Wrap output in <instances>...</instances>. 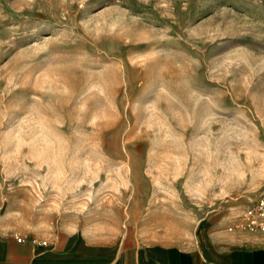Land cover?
Returning <instances> with one entry per match:
<instances>
[{
  "label": "rangeland",
  "instance_id": "obj_1",
  "mask_svg": "<svg viewBox=\"0 0 264 264\" xmlns=\"http://www.w3.org/2000/svg\"><path fill=\"white\" fill-rule=\"evenodd\" d=\"M264 193V0H0V231L188 247Z\"/></svg>",
  "mask_w": 264,
  "mask_h": 264
},
{
  "label": "crops",
  "instance_id": "obj_2",
  "mask_svg": "<svg viewBox=\"0 0 264 264\" xmlns=\"http://www.w3.org/2000/svg\"><path fill=\"white\" fill-rule=\"evenodd\" d=\"M237 232V231H236ZM233 236L210 233L188 247L152 242L138 237L133 264H264V239L258 234ZM47 241V240H46ZM119 245L108 241L71 238L37 246L18 242L0 231V264H123Z\"/></svg>",
  "mask_w": 264,
  "mask_h": 264
},
{
  "label": "built area",
  "instance_id": "obj_3",
  "mask_svg": "<svg viewBox=\"0 0 264 264\" xmlns=\"http://www.w3.org/2000/svg\"><path fill=\"white\" fill-rule=\"evenodd\" d=\"M228 230L258 234L264 239V193L240 213L237 222L229 227ZM26 239H29L32 244L37 246L47 245L46 240H39L27 236L16 237L18 242H23Z\"/></svg>",
  "mask_w": 264,
  "mask_h": 264
}]
</instances>
